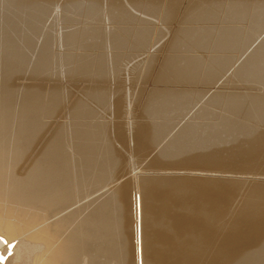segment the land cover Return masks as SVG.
Here are the masks:
<instances>
[{
  "label": "bare ground",
  "instance_id": "obj_1",
  "mask_svg": "<svg viewBox=\"0 0 264 264\" xmlns=\"http://www.w3.org/2000/svg\"><path fill=\"white\" fill-rule=\"evenodd\" d=\"M180 1L0 0V264H264V0Z\"/></svg>",
  "mask_w": 264,
  "mask_h": 264
},
{
  "label": "rangeland",
  "instance_id": "obj_2",
  "mask_svg": "<svg viewBox=\"0 0 264 264\" xmlns=\"http://www.w3.org/2000/svg\"><path fill=\"white\" fill-rule=\"evenodd\" d=\"M184 1H185V0H184ZM184 1H180V2L182 3V2H184ZM133 11H135V10H133ZM137 14H139L138 11H137L136 15H137ZM140 16H143V15L140 14L138 17H140ZM61 17H62V15H61ZM58 18H59V17H58ZM145 18H146V19H145L144 21L147 22V23H149L148 25H150V22L153 21V22H151L152 24H151L150 26L155 27V26L158 25V26L160 27V26L163 25V24L159 23V21H158L157 19H156V23H157V24H156V23H155V20H154V17H151V18H150L149 16H147V17L145 16ZM138 19H142V18H138ZM151 19H153V20H151ZM149 20H151V21L148 22ZM55 21H57V22L54 23L55 27L53 28V30H54V31H57V30L59 29L58 26H59V27H60V26L62 27V25H63L64 22L61 21V18H59V19H57V20H55ZM103 21H104V20H101L100 23H102ZM138 21H139V20H138ZM60 23H61V24H60ZM105 23H106V22H105ZM105 23L103 22L101 25L105 26ZM106 24H107V23H106ZM159 24H160V25H159ZM54 25H53V26H54ZM107 25H108V24H107ZM173 25L175 26L176 23L172 22V23H170V24H167V25H163V26H162V27H164V30L166 29V30L164 31L165 34L163 35V36H164L163 38L166 39L165 35H166V33L168 34V32L170 31V29L174 27ZM64 26H65V25H64ZM166 27H167V28H166ZM168 27H169V29H168ZM166 31H167V32H166ZM165 39H164V40L162 39V40L165 41ZM162 43H163V42H162ZM161 45H162V44L160 43V45L158 46V49H159V47H160V49H161ZM155 48H156V49H155L154 51H158V49H157V45H155ZM152 49H154V48H152ZM69 83H70V82H66L65 84L67 85V87H68L69 89L71 88V90H74L73 87H71L72 84H69ZM109 85H110V86H113V84H112V85L109 84ZM146 85H147V86H150V84H149V85L146 84ZM130 86H131V82H130V81H127V80H126V81H123V82H122V89L119 90V93H123V94H124V92H125V90L127 89V87H130ZM199 87H200V88H199ZM201 87H202V86H194L193 88H194V89H201ZM144 89H145V88H144ZM207 89H209V87H207L206 90H207ZM6 256H8V255L6 254Z\"/></svg>",
  "mask_w": 264,
  "mask_h": 264
}]
</instances>
